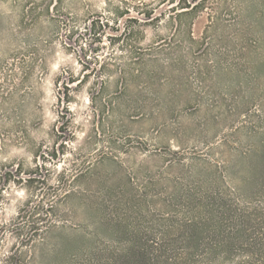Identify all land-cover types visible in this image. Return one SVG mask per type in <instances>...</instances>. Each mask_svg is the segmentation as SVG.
Segmentation results:
<instances>
[{
    "label": "rangeland",
    "instance_id": "obj_1",
    "mask_svg": "<svg viewBox=\"0 0 264 264\" xmlns=\"http://www.w3.org/2000/svg\"><path fill=\"white\" fill-rule=\"evenodd\" d=\"M222 208L264 241V0H0V264H161Z\"/></svg>",
    "mask_w": 264,
    "mask_h": 264
},
{
    "label": "trees",
    "instance_id": "obj_2",
    "mask_svg": "<svg viewBox=\"0 0 264 264\" xmlns=\"http://www.w3.org/2000/svg\"><path fill=\"white\" fill-rule=\"evenodd\" d=\"M207 206V204H204ZM208 207V206H207ZM226 209L222 211H211V219L214 223L206 225L201 221L192 219V221L185 222L181 225L187 236L195 237V235H204L212 229L214 236H218V240H212L203 243H186L184 246H177L175 244L164 243L159 248L148 246L146 252H139L142 256L146 253L152 254V250L156 249L162 261L161 264H201V260L197 259L201 254L205 257L207 264L213 263L215 260H230V257L238 250L247 254L245 260L236 264H264V241L253 240L246 243H237L232 240L233 233H226V224L228 222ZM211 226V227H210ZM244 229V228H242ZM242 231V230H241ZM207 236V235H206ZM136 248V247H135ZM146 254V255H147ZM157 258V259H159ZM201 262V263H200Z\"/></svg>",
    "mask_w": 264,
    "mask_h": 264
}]
</instances>
